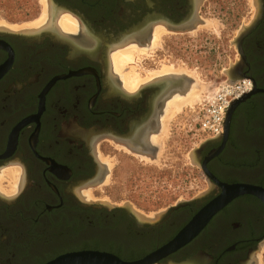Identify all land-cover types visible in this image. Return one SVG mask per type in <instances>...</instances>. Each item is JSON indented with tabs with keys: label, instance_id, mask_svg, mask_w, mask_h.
I'll return each mask as SVG.
<instances>
[{
	"label": "flooded vegetation",
	"instance_id": "obj_1",
	"mask_svg": "<svg viewBox=\"0 0 264 264\" xmlns=\"http://www.w3.org/2000/svg\"><path fill=\"white\" fill-rule=\"evenodd\" d=\"M206 1L50 0L49 24L0 27V174L11 169L19 179L14 194L0 191V264H47L83 251L100 252L102 264H260L264 195L207 210L222 184L264 191V12L238 62L251 95L234 110L229 130L194 155L205 193L158 212L86 193L108 173L103 143L156 155L164 99L182 88L169 79L130 93L111 54L129 40L145 45L158 28L198 30ZM63 15L75 29L60 28Z\"/></svg>",
	"mask_w": 264,
	"mask_h": 264
},
{
	"label": "rangeland",
	"instance_id": "obj_2",
	"mask_svg": "<svg viewBox=\"0 0 264 264\" xmlns=\"http://www.w3.org/2000/svg\"><path fill=\"white\" fill-rule=\"evenodd\" d=\"M42 4L41 0H0V22L17 26L31 23L42 16L45 9ZM257 6V0H208L202 13L206 23L198 30L185 34L162 33L158 46H151L146 55L129 65L137 64L142 75L163 66L184 72L189 88L197 87L199 98L174 115L167 112L169 95L164 99L161 129L156 134L159 149L149 159L114 140L103 143L99 157L112 167L108 168V181L90 186L86 191L88 196L127 204L140 212H158L205 193L208 186L194 155L209 137L197 131V113L205 97L229 81L230 68L240 61L235 39L254 20ZM10 170L0 174V191L6 194H14L19 180L17 171L13 176L8 175ZM258 259L264 264V253H259Z\"/></svg>",
	"mask_w": 264,
	"mask_h": 264
},
{
	"label": "bare ground",
	"instance_id": "obj_3",
	"mask_svg": "<svg viewBox=\"0 0 264 264\" xmlns=\"http://www.w3.org/2000/svg\"><path fill=\"white\" fill-rule=\"evenodd\" d=\"M42 2H43L42 5H45V9L43 6L44 10L42 12V16L38 20H35L34 22L27 23L22 26H17V25H12V24L9 25L8 23L3 22L2 20V22H0V27L2 29L8 28L11 30H16V31H20V30L33 31L45 24H49L52 20V17L54 16L55 10L50 0H41V3ZM59 18H60L59 20H61L60 28L62 27L65 31H71L75 29L76 24L72 20V18L66 15L59 16ZM162 33H165L163 32V29L158 28L155 31V37L151 39L145 45H140L138 42H135L134 40H129L125 42L123 45L122 44L118 45L116 50L114 49L115 51L114 52L112 51L113 53L111 54V67L115 71H117V73L120 74L121 79L123 80V86L125 90H127L130 93L138 90L143 85L151 83V82L169 80V79H173V80L179 79L180 80L179 83L180 85H182V88L180 89L179 92L172 94L167 99V103H168L167 112L169 113V115H174L177 111L181 110L183 106L187 104H193L199 98V92L197 91V87L192 86L191 88H189L190 82L186 81V78L184 77V72H181L177 69L175 70L174 68L169 67V66H163L161 67V69L151 70V71H148L145 75H142L140 73L142 69L140 70L138 68L140 71L139 72L137 71V68H136L137 64L131 67L129 66V65L134 64L135 60L141 59L143 55H146L148 48H150L151 46L153 47L158 46L160 44V41H162L161 40ZM128 66H129V69H128L129 71H126L125 69ZM170 83L171 82H169V84ZM184 84H186L185 87L187 89L185 87L183 88ZM167 120L168 118L164 119V121H167ZM165 123L163 122L164 129H165ZM154 139L159 141L158 135H155ZM143 156L144 158L149 159V156H146V155H143ZM111 167L112 165L110 164V162H108V168H111ZM12 173L15 174L14 171L11 170L8 172V175L13 176ZM107 181H108V173L105 176L104 183Z\"/></svg>",
	"mask_w": 264,
	"mask_h": 264
},
{
	"label": "water",
	"instance_id": "obj_4",
	"mask_svg": "<svg viewBox=\"0 0 264 264\" xmlns=\"http://www.w3.org/2000/svg\"><path fill=\"white\" fill-rule=\"evenodd\" d=\"M257 2H258V6H257L258 11H257L256 17L248 26H244L241 29V31L239 32L238 36L235 39V43H236L238 52L240 54V61L243 60L244 58L242 48H241V43L243 39L246 36H248L256 28L259 21L263 17V12H264L263 2L262 0H257ZM228 74H229V80L232 82L246 78L245 75L241 73V68H240L239 63L232 66ZM163 85L164 84H161V86ZM250 95H251V92L244 95L242 98L236 100L232 104L227 114L226 123H225V131L229 130L231 118H232L233 112L236 109V107ZM203 170L205 174H208L205 168ZM222 188H223L222 195L215 203H213L208 208L207 212L214 213L219 208H221L225 204L232 201L234 198L244 195V194H254L260 197L264 195V191L262 189H259V188H256L250 185H246V184H234V185L222 184ZM103 260L104 259H102V254H100V252L83 251V252H76V253H70V254L59 256L53 259L52 261L48 262L47 264H102ZM120 264H123V263H120Z\"/></svg>",
	"mask_w": 264,
	"mask_h": 264
},
{
	"label": "built area",
	"instance_id": "obj_5",
	"mask_svg": "<svg viewBox=\"0 0 264 264\" xmlns=\"http://www.w3.org/2000/svg\"><path fill=\"white\" fill-rule=\"evenodd\" d=\"M252 83L248 78L235 82L224 81L214 92L208 94L197 113V131L209 138L225 132V123L232 104L250 93Z\"/></svg>",
	"mask_w": 264,
	"mask_h": 264
}]
</instances>
